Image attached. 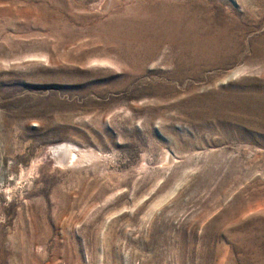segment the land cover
<instances>
[{"label":"rangeland","instance_id":"obj_1","mask_svg":"<svg viewBox=\"0 0 264 264\" xmlns=\"http://www.w3.org/2000/svg\"><path fill=\"white\" fill-rule=\"evenodd\" d=\"M0 264H264V0H0Z\"/></svg>","mask_w":264,"mask_h":264}]
</instances>
